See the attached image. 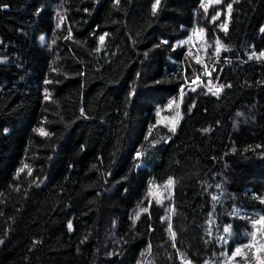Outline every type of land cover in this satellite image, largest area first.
I'll return each instance as SVG.
<instances>
[{"label": "trees", "instance_id": "obj_1", "mask_svg": "<svg viewBox=\"0 0 264 264\" xmlns=\"http://www.w3.org/2000/svg\"><path fill=\"white\" fill-rule=\"evenodd\" d=\"M202 3L0 0V264L245 249L264 218V0ZM194 26L211 56L188 66Z\"/></svg>", "mask_w": 264, "mask_h": 264}, {"label": "rangeland", "instance_id": "obj_2", "mask_svg": "<svg viewBox=\"0 0 264 264\" xmlns=\"http://www.w3.org/2000/svg\"><path fill=\"white\" fill-rule=\"evenodd\" d=\"M220 0H203L202 6L205 9L211 6L218 5ZM61 11L60 7L58 6L55 11V20L58 23L61 21ZM49 39H52L50 37ZM41 41L44 43V36L41 37ZM176 46L183 47L186 52V60L185 64L188 66L191 65V61H201L203 63L205 56L207 55L208 58L211 56L209 49L204 40V33L203 30L199 26H194L189 35L181 40L175 42ZM208 74V72H206ZM198 74H195L194 82L199 81V78L196 77ZM167 112L160 113L158 117V124L166 125L172 129L176 126L179 120V110H178V103L173 102L167 107ZM260 217L259 220H261ZM257 220V221H259ZM254 223V232L252 236L248 239L247 242L243 244L245 249H241L237 247L234 250V253L229 255L228 261H225V264H263L261 258V252L263 249V235L262 231L264 229V223ZM255 237V238H254ZM237 249H240V252L237 253ZM248 252H251V257H248Z\"/></svg>", "mask_w": 264, "mask_h": 264}, {"label": "snow or ice", "instance_id": "obj_3", "mask_svg": "<svg viewBox=\"0 0 264 264\" xmlns=\"http://www.w3.org/2000/svg\"><path fill=\"white\" fill-rule=\"evenodd\" d=\"M156 2H157V4H159V0H156ZM153 10L155 11V8ZM101 39H103V37H101ZM214 199H215V197H214ZM257 223H264V218H261V220L257 221ZM69 227H71V225H69ZM225 231H228V229H225ZM236 251H237V253H239L240 249H237Z\"/></svg>", "mask_w": 264, "mask_h": 264}]
</instances>
